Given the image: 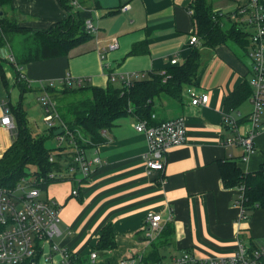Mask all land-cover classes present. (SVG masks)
<instances>
[{
    "label": "crops",
    "instance_id": "1",
    "mask_svg": "<svg viewBox=\"0 0 264 264\" xmlns=\"http://www.w3.org/2000/svg\"><path fill=\"white\" fill-rule=\"evenodd\" d=\"M70 1L0 0V102L20 104L27 111L33 100L40 105L38 98L47 87L66 85V77L85 79L81 87L105 88L112 74L118 87L120 75L138 73L137 79L149 72L161 73L172 67L170 59L181 64L194 48L199 49L200 66L195 82L184 86L178 99L154 100V121L183 117L186 126V141L167 152L163 172L146 169V138L134 129L138 118L127 115L102 131V142L83 149L87 157L100 159L87 179L77 174V181L57 180L45 188L46 195L60 205V235L54 243L70 253L69 264H118L149 256L155 248L164 263L171 264L173 256L184 251L202 257L229 254L237 237L244 243H262L264 208H246L242 216L235 203L239 187H225L220 174V166L229 160L236 161L243 173H254L264 163V112L253 153L243 159L242 146H223V140L235 135L223 115L238 121L240 133L249 129L245 119L252 110L251 95L240 99V90L249 89L248 47L238 51L230 42L202 45L194 14L189 13L195 0H77L76 5ZM248 2L206 0L213 12L223 16ZM69 14L82 22L80 29L90 20L96 31L63 54L26 60L36 33L48 31ZM1 21L8 28L3 29ZM193 34L199 41L194 45L189 43ZM113 41L117 47L107 49ZM9 53L15 63L3 60ZM189 88L207 94V103L192 105ZM54 138L56 147L59 140ZM12 141L13 133L0 124V158ZM74 189L76 195L71 194ZM148 212L161 216L159 232L145 225ZM107 226L112 246L102 242ZM36 264L67 263L60 250L43 245Z\"/></svg>",
    "mask_w": 264,
    "mask_h": 264
},
{
    "label": "built area",
    "instance_id": "2",
    "mask_svg": "<svg viewBox=\"0 0 264 264\" xmlns=\"http://www.w3.org/2000/svg\"><path fill=\"white\" fill-rule=\"evenodd\" d=\"M77 0H71L70 4L76 5ZM127 5L121 7L125 11ZM189 13L193 16L191 9ZM226 19V16L212 12L211 18L216 20L218 17ZM227 20L239 26L244 31L249 32L247 55L250 59V73L246 79L251 88L250 101L252 110L245 120L249 129L239 132L238 121L229 114L223 115V122L228 125L235 134L231 138L223 140V146L229 147L240 145L244 152L241 158L245 159L254 152L253 140L259 124L260 114L264 112V0H249L247 5L238 7L234 12L227 15ZM86 33L92 34L96 31L95 26L90 20L84 23ZM0 35H2L0 29ZM198 38L195 34L190 37V44H197ZM117 47L115 41L111 42L107 49ZM103 57V55H102ZM4 61L15 63L11 53L7 54ZM171 66L179 65L177 58L169 61ZM162 71L161 74H164ZM138 73L120 75V84L126 88L132 85ZM85 79L66 77L64 83L69 87H81ZM109 81L115 82V76L110 74ZM52 84V83H51ZM187 94L192 105L205 104L208 100L207 94L196 93L193 89H187ZM44 105L48 106L49 99L46 95L41 98ZM46 111L47 108H46ZM54 117L46 115L43 121L49 125H54ZM155 116L138 120L134 129L142 133L147 142V151L144 154V163L148 171L163 172L166 164L167 152L175 146L182 145L186 141V126L183 117L156 122ZM0 124L7 130H14V121L9 108L2 101L0 102ZM70 133H68V136ZM59 145H74L72 138L66 139L64 135L58 137ZM74 161L77 167L72 165H59L58 169L47 174V176H37L34 172H29L22 177L14 186L0 185V264H36L41 248L48 245L51 251L60 250L63 262L69 264L72 257L68 251L59 248L54 243V238L60 235L59 223L60 205L50 197H41V192L53 181L62 179H76L77 174L81 180L87 179L93 169L100 165L98 156L87 157L85 151L75 147ZM50 156V161L53 158ZM64 157V155H63ZM65 162L63 161V164ZM163 180V179H162ZM236 204L241 208V215L244 216L246 207L243 187L238 188ZM72 195L77 194V190L71 191ZM161 216L157 213L148 212L145 216V225L150 231L159 232L161 230ZM147 232V237L151 238V232ZM96 253H91V258H95ZM118 264H151L144 263L142 256L122 259ZM165 264V263H162ZM171 264H264V240L262 243H244L237 237L234 250L225 255L198 256L192 251H184L178 256H173Z\"/></svg>",
    "mask_w": 264,
    "mask_h": 264
},
{
    "label": "trees",
    "instance_id": "3",
    "mask_svg": "<svg viewBox=\"0 0 264 264\" xmlns=\"http://www.w3.org/2000/svg\"><path fill=\"white\" fill-rule=\"evenodd\" d=\"M191 7L196 20L197 36L202 45L214 47L220 43L230 42L238 51L247 48L249 32L230 21L225 22L228 21L227 16L226 19L217 16L218 18L213 20L211 18L213 11L206 0H195ZM81 25L82 22L75 14H69L65 21L53 25L48 31L36 33L35 46L28 51L27 56L25 55L26 60L65 53L70 47L90 36L83 27L80 29ZM2 26L3 29L8 28L6 22H2ZM199 59V49L194 48L183 63L170 67L164 74L149 72L147 76L134 79L128 88L121 85L117 87L111 82L105 88L92 86L69 89V86L63 85V89L69 92L71 90L91 92L90 100L87 99V103L85 101L79 105L75 104L71 113L74 120L66 123L63 121V112L56 113L50 105L43 104L41 101L43 96L39 97L38 102L44 109L43 119L47 114L52 115L54 125H58L57 127L48 125V134H32L21 105H7L14 121V130L12 144L0 158V185L14 186L22 177L29 174L30 167L35 168L34 173L37 176H47L58 169V163L56 161L50 163L48 159L50 152L54 150L47 149L45 145L48 137L56 136L54 135L56 129L62 128L59 136L64 135L66 139L75 137L78 148L84 149L89 144L102 142V131L109 129L118 118L127 115H135L138 120L150 118L155 98L165 96L178 99L184 86L193 85L199 72ZM20 60L23 59L17 57V61ZM248 87V90L245 87L240 90L242 101L251 95L250 86ZM24 90L21 88V91ZM47 90L52 88L47 87ZM220 174L225 187H243L244 206L247 209L264 208V163L254 173H243L236 161L229 160L220 166ZM102 236L104 245H113V237L108 226L103 229ZM163 259L155 248L149 256L143 258V262L162 264Z\"/></svg>",
    "mask_w": 264,
    "mask_h": 264
},
{
    "label": "rangeland",
    "instance_id": "4",
    "mask_svg": "<svg viewBox=\"0 0 264 264\" xmlns=\"http://www.w3.org/2000/svg\"><path fill=\"white\" fill-rule=\"evenodd\" d=\"M69 86H71V85H69ZM72 88L73 87H71V88L69 87V89H72ZM33 94H35V93H33ZM45 95H46L47 99H49V101L51 102V103H49L50 107H52L56 113H60V112L64 113L63 114L64 115L63 121H65L67 123L70 121L73 122V120H74V118H72V116H71L72 109H73L74 105L75 104L79 105L85 101L87 103V101L90 100L89 97L91 96V92H89L87 90H83V91L71 90L69 92L66 89H63V87H58V88L55 87V88H52V90L47 91V93ZM42 96H44V95H40V97H42ZM33 101L34 102L30 105V108H28L27 111L25 110L26 111V120H27V125L29 128V131H31V133L34 135L48 134V125L43 121V116H44L43 106L41 104L39 105L37 102H35V100H33ZM24 107H27V104L24 105ZM59 107H60V109H59ZM57 126L58 125H54L53 127H57ZM54 137L58 138L59 135H56ZM54 137H48L45 140L46 148L54 150V151L50 152V154L48 156L49 162L52 163L50 161V156H52L51 158H53V161H56L57 163H59V165H66L67 168L72 167V165L77 167V162L74 161V156H75L74 154L77 152L75 149V147H77V141H76L75 137H73L74 145L70 146L68 144H65L64 147H68L66 149H62L61 147H63V146H56L55 147L56 140ZM63 155H64V157H63ZM63 161L65 162L64 164H63ZM34 170H35L34 167L29 168V172H34ZM41 197L42 198L47 197L45 188L41 192Z\"/></svg>",
    "mask_w": 264,
    "mask_h": 264
},
{
    "label": "water",
    "instance_id": "5",
    "mask_svg": "<svg viewBox=\"0 0 264 264\" xmlns=\"http://www.w3.org/2000/svg\"><path fill=\"white\" fill-rule=\"evenodd\" d=\"M63 129L59 128L57 130L54 131V135H60L62 133Z\"/></svg>",
    "mask_w": 264,
    "mask_h": 264
}]
</instances>
